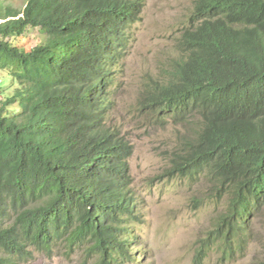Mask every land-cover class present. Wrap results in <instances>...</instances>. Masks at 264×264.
I'll return each mask as SVG.
<instances>
[{
  "label": "trees",
  "instance_id": "16d2710c",
  "mask_svg": "<svg viewBox=\"0 0 264 264\" xmlns=\"http://www.w3.org/2000/svg\"><path fill=\"white\" fill-rule=\"evenodd\" d=\"M7 1L0 72L18 86L0 105V264L61 243L92 264H137L134 146L106 122L144 0ZM32 28L46 42L27 52L13 40ZM177 49L138 109L177 130L161 178L204 179L225 199L204 249L234 261L264 207V0H195Z\"/></svg>",
  "mask_w": 264,
  "mask_h": 264
},
{
  "label": "rangeland",
  "instance_id": "374dc122",
  "mask_svg": "<svg viewBox=\"0 0 264 264\" xmlns=\"http://www.w3.org/2000/svg\"><path fill=\"white\" fill-rule=\"evenodd\" d=\"M195 0H144L142 22L136 25L134 38L124 67L118 76L114 105L106 126L125 137L134 146L129 160L134 187L143 222L138 227L140 240L133 254L137 264H198L195 262L215 219L224 210L225 199L214 198L213 187L204 179L161 178L169 165L176 145L174 126L156 125L144 107V92L156 82L163 85L172 64L179 59L177 42L187 24ZM18 10L25 0L5 3ZM30 51L46 42L40 29H30L13 40ZM0 105L18 86L6 73L0 72ZM10 111H16L10 107ZM165 124V123H164ZM202 201L201 204L196 202ZM254 237L247 254L225 261L210 243L202 252L201 264H260L264 262V207L252 223ZM54 252L35 251L19 264H92L84 251L68 252L61 243ZM206 257V258H205ZM205 258V259H204Z\"/></svg>",
  "mask_w": 264,
  "mask_h": 264
}]
</instances>
